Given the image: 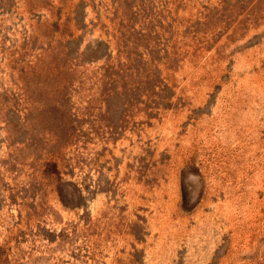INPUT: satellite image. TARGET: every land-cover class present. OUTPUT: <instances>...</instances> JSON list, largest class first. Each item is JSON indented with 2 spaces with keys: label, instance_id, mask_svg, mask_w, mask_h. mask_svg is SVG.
Segmentation results:
<instances>
[{
  "label": "rangeland",
  "instance_id": "rangeland-1",
  "mask_svg": "<svg viewBox=\"0 0 264 264\" xmlns=\"http://www.w3.org/2000/svg\"><path fill=\"white\" fill-rule=\"evenodd\" d=\"M0 264H264V0H0Z\"/></svg>",
  "mask_w": 264,
  "mask_h": 264
}]
</instances>
